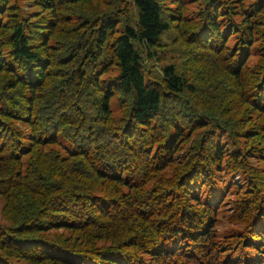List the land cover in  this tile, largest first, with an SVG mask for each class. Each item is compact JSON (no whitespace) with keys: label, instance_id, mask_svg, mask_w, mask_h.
Here are the masks:
<instances>
[{"label":"trees","instance_id":"obj_1","mask_svg":"<svg viewBox=\"0 0 264 264\" xmlns=\"http://www.w3.org/2000/svg\"><path fill=\"white\" fill-rule=\"evenodd\" d=\"M0 264H264V0H0Z\"/></svg>","mask_w":264,"mask_h":264},{"label":"rangeland","instance_id":"obj_2","mask_svg":"<svg viewBox=\"0 0 264 264\" xmlns=\"http://www.w3.org/2000/svg\"><path fill=\"white\" fill-rule=\"evenodd\" d=\"M237 179H238V176H237Z\"/></svg>","mask_w":264,"mask_h":264}]
</instances>
